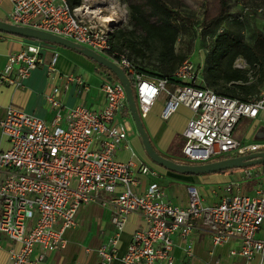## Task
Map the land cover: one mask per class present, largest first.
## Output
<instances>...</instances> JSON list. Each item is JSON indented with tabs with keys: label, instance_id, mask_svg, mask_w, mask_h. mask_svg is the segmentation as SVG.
<instances>
[{
	"label": "built area",
	"instance_id": "2783aa9c",
	"mask_svg": "<svg viewBox=\"0 0 264 264\" xmlns=\"http://www.w3.org/2000/svg\"><path fill=\"white\" fill-rule=\"evenodd\" d=\"M11 3L10 23L46 31L113 59L134 81L141 118L161 93L166 95L161 119L180 106L187 107L192 115L182 132L180 149L186 160L202 163L222 154L264 151V138L240 141L233 137L242 118L264 121L259 117L264 113V86L248 101L218 94L199 86L200 67L187 57L172 75L180 83L169 88L167 77L145 78L126 53L113 47V30L102 21L104 17L99 20L89 11L72 8L67 0ZM45 43L28 41L11 51L0 70V82L22 86L30 72L44 64ZM57 56L51 52L46 62L51 84L44 97L53 110L51 121L46 123L13 104L5 107L0 118V134L8 141V147L0 149V233L16 244L9 249L10 264H37L62 248L64 231L75 226L78 207L89 201L111 208L114 230L109 243L98 249L99 264H112L119 234L134 212L144 225L133 232L121 264H173L172 236L186 238L198 226L214 246L236 240L238 246L229 249L231 256L246 261L258 257V264H264V183L247 171L245 178L225 183L218 201L211 204L189 186L184 207L173 204L155 181L138 191L139 176L156 177L158 172L128 142L131 121L118 116L127 106L123 86L103 73L101 107L91 109L80 103L65 107L60 96L70 83L79 92L88 85L81 75L61 73L55 66ZM120 149L129 152L126 159L118 158ZM255 178L253 194H249L247 182Z\"/></svg>",
	"mask_w": 264,
	"mask_h": 264
},
{
	"label": "crops",
	"instance_id": "0c3cea01",
	"mask_svg": "<svg viewBox=\"0 0 264 264\" xmlns=\"http://www.w3.org/2000/svg\"><path fill=\"white\" fill-rule=\"evenodd\" d=\"M11 9V0H0V20L9 22L8 13ZM28 41L34 40L0 32V70L5 66L7 55L11 51L18 50ZM46 44L47 43H45L44 46L48 49L50 46ZM44 57V64L33 69L29 76L23 80L22 86L14 87L0 82V118L4 113L5 107L9 104H13L20 107L25 112L43 119L46 123L51 121L53 110L46 103L44 97L51 84L46 73V62L49 58V54H47L46 51H44ZM58 57L59 56H57L55 65L56 68L61 73H73V71L66 68L64 63L59 64ZM87 70L92 74L89 79L84 78L81 73L77 74L81 75L84 82L88 85V89L85 92H79L75 83H70L68 89L61 92L60 98L65 107H72L80 103L88 108L96 109L101 107L104 103V95L99 89L101 74H103L102 68L98 67L95 63L90 64ZM73 74L76 75V73ZM92 77H94V81L91 80ZM57 83L62 85L63 80L59 79ZM153 106L147 116L142 118V121L144 120L143 125L153 147L159 153H166L164 157L172 158L175 155V151L169 149L171 139L175 135L174 133L179 132L183 141L182 132L192 112L187 107L182 106L189 112V115L184 121L181 129L176 131L160 118L162 108L157 115L152 113ZM128 115L129 113L126 108H123L118 114L119 118H128L131 121ZM259 117L264 120V113H260ZM260 123H264V121L258 122L255 120V129H259L253 141L264 138V127H260ZM61 124L64 125V121H62ZM132 130L133 123L131 122V130L128 136V142L131 148L142 160L158 172L156 177L149 175L139 176L141 181L138 191L145 189L148 183L155 181L161 186L166 197L173 204L184 207L187 204V187L194 186L198 189L202 197L204 194L207 195L205 197H208V199L207 201L205 200L206 198L204 199L205 203L211 204L218 201L224 187L223 185L234 178V173L228 172L190 175L170 171L159 165L154 166V163L148 159L144 152L140 137H138L139 135ZM7 147L8 141L0 134V149H6ZM128 155L129 152L124 149L118 151V158L120 159H126ZM75 219V226L66 229L63 233L65 238L63 247L47 254V256L37 264H99L98 249L101 245L109 243L114 230L110 220V206H103L99 201H89L78 207ZM143 225L144 221L139 213L134 212L128 216L125 226L119 234L118 242L115 247L116 258L113 260L112 264H121L120 257L130 242L133 232ZM172 238L173 264H258V257H252L250 260L246 261V259L241 256H231L229 254L231 245L238 246L236 240L214 246L209 234L200 226L193 229L191 234L186 238H181L178 234H174ZM12 247H16V244L0 233V264H10L9 249ZM187 249H189V253Z\"/></svg>",
	"mask_w": 264,
	"mask_h": 264
},
{
	"label": "trees",
	"instance_id": "16d2710c",
	"mask_svg": "<svg viewBox=\"0 0 264 264\" xmlns=\"http://www.w3.org/2000/svg\"><path fill=\"white\" fill-rule=\"evenodd\" d=\"M72 8L81 4V0H67ZM228 0H219L218 13L202 22V48L205 50L200 67L199 86L211 88L218 94L235 97L248 101L250 97L257 95L264 86V31L256 29V37L248 42L241 28L240 15L230 12ZM129 22L133 25L131 30L116 29L111 34L112 45L120 50L123 42H126L132 52L130 59L135 69L147 79L167 77L168 87L179 84L172 75L178 65L187 57L175 52L174 46L179 36V29L172 24V20H179L183 24L192 25V19L182 15L177 9L168 5L165 0H128ZM232 17L226 26L222 22ZM141 31L136 36L134 32ZM116 38V40H114ZM154 45L158 48L151 65L144 64V51ZM237 58H242L247 68L234 66ZM102 72L115 76L104 66L97 63ZM126 72V71H125ZM127 73V72H126ZM134 99L137 104L135 85L130 75ZM128 112V108L126 106ZM181 145L175 150L174 157L168 159L183 164H193L186 160L181 152ZM237 156V154H222L208 161ZM264 166V162L240 168H230L215 173H239L251 167ZM251 179L247 186L251 187L256 182Z\"/></svg>",
	"mask_w": 264,
	"mask_h": 264
},
{
	"label": "rangeland",
	"instance_id": "374dc122",
	"mask_svg": "<svg viewBox=\"0 0 264 264\" xmlns=\"http://www.w3.org/2000/svg\"><path fill=\"white\" fill-rule=\"evenodd\" d=\"M168 5L177 9L182 15L192 19V25H186L179 20H172V24L179 29V36L175 43L174 49L177 54H181L184 57H188L194 64L201 63L204 58L205 50L202 48V22L214 17L219 11V0H165ZM230 6V12L237 13L240 15L241 28L245 39L251 42L256 37V29L264 31V0H228ZM81 11H89L92 17L100 20L104 15H109L111 21H108V27L115 31L116 29H126L125 31L131 30L133 25L129 22V7L128 0H81V4L77 6ZM96 13H95V12ZM102 15V16H101ZM229 21H233L232 17L227 18L222 22V27L226 26ZM136 36L141 35V31L137 30L134 32ZM116 40V38H114ZM50 46L46 49V53L50 55L51 52H56L59 58V64L64 63L68 70L73 73H81L84 78L89 79L91 72L87 70L90 64H95L92 59L84 56L83 54L60 44H46ZM120 50L126 53L130 58L132 52L126 42H123ZM158 48L151 45L144 51V64L151 65L156 56ZM102 55L109 57L106 53ZM113 60V59H111ZM97 65V63H96ZM100 67L99 65H97ZM235 67L247 68L246 63L242 58H237L234 62ZM94 81V77L92 79ZM166 99L165 93H161L158 97L155 105L153 106L152 113H157L162 108L164 100ZM189 112L180 106L173 112L168 119L163 120L168 126L179 131L187 119ZM130 117V115H129ZM131 118V117H130ZM132 122V120H131ZM144 122V120H143ZM133 123V122H132ZM260 127H264V123H260ZM255 120L242 118L235 126L233 130V137L240 141H253L255 134L258 129L255 130ZM137 133L134 124L133 130ZM253 131V132H252ZM175 135L171 139L169 149L176 150L180 145L182 146V139L179 132L174 133ZM138 135V133H137ZM139 137V136H138ZM181 149V148H180ZM165 156L166 153H160ZM151 163V162H150ZM153 164V163H151ZM157 166V164H153ZM247 171L252 172V176H256L260 182L264 183V166L251 167L243 170L239 173H234L233 179L245 178ZM249 194H253L252 187L248 189ZM207 195H203L205 199ZM209 196V195H208ZM208 197L205 199L207 201Z\"/></svg>",
	"mask_w": 264,
	"mask_h": 264
},
{
	"label": "water",
	"instance_id": "95a60500",
	"mask_svg": "<svg viewBox=\"0 0 264 264\" xmlns=\"http://www.w3.org/2000/svg\"><path fill=\"white\" fill-rule=\"evenodd\" d=\"M0 32L26 39L43 41L50 44H60L69 47L109 70L124 88L128 112L140 137L146 156L151 162L165 169L182 174L201 175L215 173L230 168L248 167L264 162V151L252 152L244 155H237L202 163L183 164L174 162L161 155L153 147L149 135L143 125L142 118L139 115L138 107L134 99L131 81L124 69L116 62L91 50L90 48L80 46L79 44L74 43L66 38L33 27L15 25L8 21L0 20Z\"/></svg>",
	"mask_w": 264,
	"mask_h": 264
},
{
	"label": "bare ground",
	"instance_id": "6f19581e",
	"mask_svg": "<svg viewBox=\"0 0 264 264\" xmlns=\"http://www.w3.org/2000/svg\"><path fill=\"white\" fill-rule=\"evenodd\" d=\"M95 12V11H94ZM96 13V12H95ZM102 16V15H101ZM104 22H108V21H111V17L107 14V15H104V19L102 20Z\"/></svg>",
	"mask_w": 264,
	"mask_h": 264
}]
</instances>
